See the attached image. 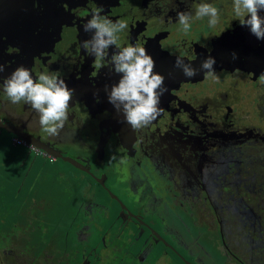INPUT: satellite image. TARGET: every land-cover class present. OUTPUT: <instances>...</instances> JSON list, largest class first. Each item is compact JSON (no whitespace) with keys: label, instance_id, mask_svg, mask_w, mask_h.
<instances>
[{"label":"flooded vegetation","instance_id":"obj_1","mask_svg":"<svg viewBox=\"0 0 264 264\" xmlns=\"http://www.w3.org/2000/svg\"><path fill=\"white\" fill-rule=\"evenodd\" d=\"M201 2L220 22L195 20L185 33L177 12L194 16ZM93 9L126 20L120 46L146 47L165 77L162 110L144 128L108 102L115 46L101 68L82 47ZM177 55L197 68L215 57L219 79L185 77ZM0 65V134L52 162L48 172L33 158L25 181L34 168L30 187L55 185L59 196L27 198L66 244L44 238L52 250L40 253L31 242L41 237H27L0 264H264V40L240 25L232 0H0ZM19 65L59 72L74 89L58 136L30 105L8 101L3 80Z\"/></svg>","mask_w":264,"mask_h":264},{"label":"clouds","instance_id":"obj_2","mask_svg":"<svg viewBox=\"0 0 264 264\" xmlns=\"http://www.w3.org/2000/svg\"><path fill=\"white\" fill-rule=\"evenodd\" d=\"M232 11L241 26L247 27L258 40H264V0H232ZM220 9L212 3L201 2L195 7V15L187 11H178L177 21L182 30H191L195 20L208 18L210 28L220 22ZM128 28L123 19L113 21L102 15V9H93L90 19L83 24L85 33H91L89 39L82 41V47L95 58V67L104 66L109 49L116 51L110 58V70L119 74V80L110 86L106 84L108 102L117 111H122L125 121L133 129L148 126L161 112V97L168 89L165 77L157 72L156 61L147 48L140 43L120 46L119 33ZM236 53H233L235 58ZM215 57L208 55L199 67L186 62L177 55L174 67L180 68L183 75L192 78L203 73L205 78L219 79L214 68ZM4 66L0 65V72ZM264 83V72L259 76ZM3 90L12 104L24 102L38 114L39 125L49 136H58L69 120L70 101L74 89L60 77L59 72H41L34 77L29 68L19 65L3 80ZM99 100V97H97ZM114 154L111 159H115Z\"/></svg>","mask_w":264,"mask_h":264},{"label":"rangeland","instance_id":"obj_3","mask_svg":"<svg viewBox=\"0 0 264 264\" xmlns=\"http://www.w3.org/2000/svg\"><path fill=\"white\" fill-rule=\"evenodd\" d=\"M34 153L28 146L14 143L11 136L3 137L0 134V260L4 262L14 261L11 256L14 253L7 251L3 254L2 250L5 248L10 250L18 242L26 241L27 237H41L44 242H31L32 249L35 251L37 249L40 253L52 250L49 242H53L62 249L66 247L64 240H61L63 235L50 234L53 228L51 220L54 219H47L48 210L43 206L44 212L40 204H33V199L27 198L30 194L33 198L36 196L42 198V192L44 195V193L47 194L46 191L49 192L48 196L53 197L51 190L56 192L55 197L60 194V191L54 189L55 185L48 187L43 184L37 192L35 188L30 187L31 178L36 172L35 167H45L48 172L52 170L51 161L43 156L35 158ZM33 162L34 168L25 181L27 169ZM44 213L46 215H43ZM44 238L49 242L47 243Z\"/></svg>","mask_w":264,"mask_h":264},{"label":"built area","instance_id":"obj_4","mask_svg":"<svg viewBox=\"0 0 264 264\" xmlns=\"http://www.w3.org/2000/svg\"><path fill=\"white\" fill-rule=\"evenodd\" d=\"M13 141H14V143H19V141H18V139H16V138H13Z\"/></svg>","mask_w":264,"mask_h":264},{"label":"bare ground","instance_id":"obj_5","mask_svg":"<svg viewBox=\"0 0 264 264\" xmlns=\"http://www.w3.org/2000/svg\"><path fill=\"white\" fill-rule=\"evenodd\" d=\"M31 146V145H30Z\"/></svg>","mask_w":264,"mask_h":264}]
</instances>
